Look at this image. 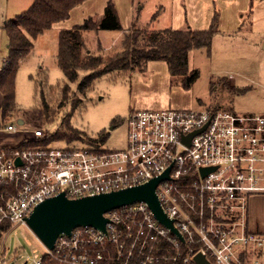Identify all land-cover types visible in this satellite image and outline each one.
<instances>
[{
	"label": "built area",
	"instance_id": "built-area-1",
	"mask_svg": "<svg viewBox=\"0 0 264 264\" xmlns=\"http://www.w3.org/2000/svg\"><path fill=\"white\" fill-rule=\"evenodd\" d=\"M127 126L121 150L99 142L56 147L44 140L42 128L0 148V187L11 188L1 197L0 226H26L35 206L58 195L76 200L106 194L169 169L155 194L178 236L146 203L136 202L105 214V233L74 229L43 256L56 264H196L199 254L209 264H264V233L249 225V201L264 196V116L138 109L129 113ZM17 128L6 124L4 131L21 134ZM34 264H43L42 257Z\"/></svg>",
	"mask_w": 264,
	"mask_h": 264
},
{
	"label": "rangeland",
	"instance_id": "rangeland-1",
	"mask_svg": "<svg viewBox=\"0 0 264 264\" xmlns=\"http://www.w3.org/2000/svg\"><path fill=\"white\" fill-rule=\"evenodd\" d=\"M252 10L251 33L245 29L232 35L217 33L209 49L201 48L191 52L189 70H196L198 78L189 90L183 89L178 81L170 78L163 63L154 62L143 74L105 75L96 80L85 95L77 91L76 84H69L68 100L59 114L50 123H35L27 120L24 113L39 108L34 83L38 80L40 70L46 72L48 86L55 88L65 82L55 61L58 33L47 31L33 42L29 58L17 72L15 104L19 111L13 114L11 123L18 127L21 135H31L34 128H42L48 135H53L61 120L67 119L72 128L83 134V140L98 139L103 133L106 136L101 143L103 148L114 151L126 147L127 117L132 110L139 109V104L147 103L151 106L148 109L157 110L216 109L231 110L241 116H264L263 3L254 0ZM153 13L154 5L145 2L139 24L149 23ZM166 19L168 17L162 16L153 27L158 29L166 26ZM81 22L71 18L65 24ZM82 38L91 53H96L99 47L106 53L110 48L118 47L121 33L91 31L83 33ZM82 75L79 74V79ZM57 104L58 100L54 102L53 108ZM73 105L77 109L72 111ZM20 120L24 123L19 124ZM67 144L85 145L81 140H53V146L56 147H65ZM251 204L252 199L249 206ZM44 254L45 248L27 226H13L0 238V264H34Z\"/></svg>",
	"mask_w": 264,
	"mask_h": 264
},
{
	"label": "trees",
	"instance_id": "trees-1",
	"mask_svg": "<svg viewBox=\"0 0 264 264\" xmlns=\"http://www.w3.org/2000/svg\"><path fill=\"white\" fill-rule=\"evenodd\" d=\"M84 1L86 0H32L26 11L6 21L4 30L8 39V53L6 64L0 70V112L3 121H7L19 111L15 104V79L21 62L33 49V41L50 30L52 25L67 20L72 9ZM217 26V14L212 18L210 27L200 31L189 28L150 31L147 28H137L134 23L123 33L118 47L106 53L99 47L96 53H91L83 42V33L122 30L116 10L112 2L108 1L100 19L87 17L80 24L58 32L55 61L65 82L55 88L48 86L46 72L40 70L38 80L34 83L39 108L24 113V116L35 123H50L68 100L69 84H76L77 91L85 95L93 83L103 76L121 73L143 74L150 62L164 63L170 78L178 81L183 89L189 90L198 78V72L189 70L188 55L193 50L209 49L213 37L218 33ZM80 73L83 75L79 79ZM56 100L57 107L53 108ZM71 109L73 111L77 106L73 105ZM97 138L83 140V134L72 128L67 119H62L57 131L53 135H46L44 140H81L87 144H101L106 136L101 133ZM30 143L32 142L28 141L26 144ZM6 192H11V188L0 187V204L1 197L5 196ZM10 227L9 223L0 226V238ZM42 261L43 264H56L44 256Z\"/></svg>",
	"mask_w": 264,
	"mask_h": 264
},
{
	"label": "crops",
	"instance_id": "crops-1",
	"mask_svg": "<svg viewBox=\"0 0 264 264\" xmlns=\"http://www.w3.org/2000/svg\"><path fill=\"white\" fill-rule=\"evenodd\" d=\"M108 1L112 2L116 10L122 29L120 31L121 40L123 33L134 23H136L137 26L141 25L139 26L140 29H145L146 27L150 31H158L167 28H171L172 30H184L186 28L196 31L207 30L215 14L218 16V33L232 35L236 32H240L242 29H245L246 32L250 31L249 33L252 31L251 16L253 13L252 8L254 0H86L72 9L67 20L52 25L51 29L48 31L58 33L60 30L71 28L74 24L77 25L76 23L65 24L70 21L71 18L83 21L87 17H95L96 20H98L102 17ZM145 2L152 3V6L154 5V13L150 16L149 23L139 24V18L143 13ZM259 2L264 5V0H259ZM31 3L32 0H0V70L4 66L3 60H6L8 53V39L4 30V25L6 21L26 11ZM162 16L163 18L168 17V20L166 19V26L164 25V27L155 29V23H158L159 19H162ZM46 32L47 31L44 33ZM42 35L43 34L40 36ZM119 44L120 42L118 46ZM110 49L104 50L108 51ZM191 52L188 55V67ZM30 54L24 58L21 65L29 58ZM153 63L154 62L148 63L147 68ZM149 107L151 106L147 103L139 104V109H148ZM11 119L12 116L7 119V121H3L0 112V148L16 146L23 137H26L25 134L18 135L4 131V126L6 124H12ZM249 225L252 230L264 233V196H255L252 198V204L249 210Z\"/></svg>",
	"mask_w": 264,
	"mask_h": 264
},
{
	"label": "water",
	"instance_id": "water-1",
	"mask_svg": "<svg viewBox=\"0 0 264 264\" xmlns=\"http://www.w3.org/2000/svg\"><path fill=\"white\" fill-rule=\"evenodd\" d=\"M19 124L22 122L20 121ZM202 130L190 134L183 142L188 145L190 139ZM16 164L19 165L20 162L17 160ZM210 171L212 169L202 170V176ZM168 172L169 169L160 177L143 185L93 197L69 200L63 195H58L47 199L33 208L25 220L26 226L44 248L52 250L59 236H70L74 229L80 227H90L105 233L106 225L109 223L104 217L105 214L136 202H144L155 219L178 236L173 222L163 213L155 194L158 183L168 179ZM194 261L196 264H209L202 255H196Z\"/></svg>",
	"mask_w": 264,
	"mask_h": 264
}]
</instances>
